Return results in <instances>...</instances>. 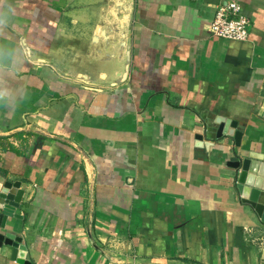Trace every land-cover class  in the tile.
<instances>
[{
    "label": "crops",
    "instance_id": "obj_1",
    "mask_svg": "<svg viewBox=\"0 0 264 264\" xmlns=\"http://www.w3.org/2000/svg\"><path fill=\"white\" fill-rule=\"evenodd\" d=\"M227 1L0 0V264H264L229 164L264 165V0L242 42L207 30Z\"/></svg>",
    "mask_w": 264,
    "mask_h": 264
},
{
    "label": "water",
    "instance_id": "obj_2",
    "mask_svg": "<svg viewBox=\"0 0 264 264\" xmlns=\"http://www.w3.org/2000/svg\"><path fill=\"white\" fill-rule=\"evenodd\" d=\"M206 126L208 129V137L215 136L216 138H220L224 136H231L233 137L235 145L239 146L241 133L235 130L236 122H228L221 117L214 116L206 123ZM211 131H214V134H212ZM197 138L201 139L202 136L198 135ZM260 160L261 156H259V154L250 153L249 157L230 161L229 164L237 170H242L243 174L241 181H243L245 185L264 190V165H261L262 163ZM23 193L24 191L22 189L12 187L7 192L0 193V200L3 201L4 205L9 204L10 202L20 203ZM1 212L2 207H0V219L2 221L5 220L6 217L4 215L1 216ZM2 225L4 224L2 223ZM14 241H20V237L11 233H5L3 235L0 234V251L2 249V245L12 247L14 245ZM18 254L19 250L17 248H12L11 259L15 260L19 264H30L29 261L20 258Z\"/></svg>",
    "mask_w": 264,
    "mask_h": 264
},
{
    "label": "built area",
    "instance_id": "obj_3",
    "mask_svg": "<svg viewBox=\"0 0 264 264\" xmlns=\"http://www.w3.org/2000/svg\"><path fill=\"white\" fill-rule=\"evenodd\" d=\"M249 25L239 2L230 0L217 6L207 30L211 37L242 42L248 39Z\"/></svg>",
    "mask_w": 264,
    "mask_h": 264
}]
</instances>
